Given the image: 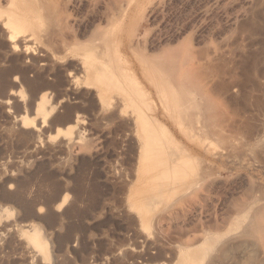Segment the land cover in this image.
<instances>
[{"label":"rangeland","instance_id":"rangeland-1","mask_svg":"<svg viewBox=\"0 0 264 264\" xmlns=\"http://www.w3.org/2000/svg\"><path fill=\"white\" fill-rule=\"evenodd\" d=\"M112 1L0 0V264H264L240 235L264 208V0ZM130 42L202 49L238 151L186 133ZM94 48L114 68L89 78Z\"/></svg>","mask_w":264,"mask_h":264},{"label":"bare ground","instance_id":"bare-ground-1","mask_svg":"<svg viewBox=\"0 0 264 264\" xmlns=\"http://www.w3.org/2000/svg\"><path fill=\"white\" fill-rule=\"evenodd\" d=\"M112 5H114L116 9L119 10L121 13L126 11V9L128 8L127 6H125V4H122L121 0L120 1L113 0ZM53 11L54 10H52V12ZM52 12L51 14H53ZM48 17L50 18L51 15ZM68 17H66V20L64 21L66 26H68V21H67ZM53 18H50L51 19L50 21L51 22L54 21L55 23V21L58 18L57 19L55 18L54 20ZM68 27H66V29ZM130 43H131L130 47H133L132 42ZM96 45L100 46L99 43H96ZM91 50L93 51L90 52V55L91 54H94L95 56L99 55V56H96V58L102 61V64L98 66L92 65L90 68H87L86 76H88L89 78L96 77L99 74H104L106 72L113 70L114 67H113L112 61L109 58H106L108 56H102V52H97L95 48ZM132 50L134 51V53H136L137 55L136 57H139V58L141 57L140 64L143 70H146V71L150 70V71L156 72V73L152 72V74L155 73L154 74L155 76L157 75V77H155L156 80L153 81L152 79V82H154L157 87H160L163 90L165 89L169 91L170 89L174 95L173 97L175 98L173 99V101L176 103V100H178L179 105L175 106L176 104H174L175 109L173 110L172 114L178 116L179 118L184 117V119L187 120L189 128L185 124V126L188 128L187 129L184 127L185 129L188 130V131L185 130L186 133H189V132L196 133L202 138V140L212 139L213 142L217 140L219 143H221L223 149L229 152H232V151L236 152V150L240 148L239 145L241 143L237 140V137H236L237 133H236L235 128L237 124L234 122L235 121L233 120L234 118L233 117L228 118L227 116L226 118L224 116V112L222 113L221 108L219 104L217 103V101L208 92L209 89L205 84L207 81L205 82L204 79H205V73L209 71L208 70L205 72L206 69H209L207 67L209 63L207 59L208 56L204 54L202 49L193 50L188 46H183L182 42H177L176 44H173V45H171V43L170 44L167 43L164 46L160 47L157 50V52L148 53L146 52L145 47L141 48L140 43L137 42L136 46H134ZM163 90H161V92H163ZM174 90L176 92H174ZM167 91H164V92L167 93ZM169 94H170V91H169ZM164 102H166V99L164 100ZM165 119H168V116ZM239 122L237 123L239 124ZM181 123L179 122L181 128H183ZM162 124L161 126L160 124H158L159 129L166 131L165 126H163ZM180 149L181 147H175L174 149H170L168 154L170 156L173 155V157L178 156L176 152H179ZM208 174H211V173H209L203 168V170H200V172L198 173L197 178L201 180L205 179L208 176ZM248 213H251L249 217V221L247 222V224L245 223V226L242 232H240V235L242 234L243 236H246V237H249V236L258 237L260 238V240L264 242V208L248 207ZM236 236L233 235L231 237L234 239V237ZM229 239L232 240L231 238ZM222 240H221V243H223V245L220 247L221 256L222 255L225 256V253L226 251H228V249H226V243L222 242ZM36 241L39 244H41V241L38 238L36 239ZM229 242L230 241H228V243ZM209 245H211V247L213 246V244H209ZM217 247H219V245ZM210 252L212 251L210 250ZM244 260L241 261V263L240 262L239 263L240 264H250L249 258L244 259ZM195 261L196 260L194 259V262ZM194 262L193 264H195Z\"/></svg>","mask_w":264,"mask_h":264}]
</instances>
